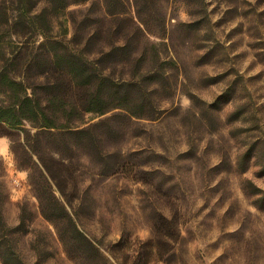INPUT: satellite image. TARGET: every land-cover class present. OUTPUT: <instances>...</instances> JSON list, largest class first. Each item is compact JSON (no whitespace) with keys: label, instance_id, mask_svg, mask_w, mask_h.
Here are the masks:
<instances>
[{"label":"rangeland","instance_id":"1","mask_svg":"<svg viewBox=\"0 0 264 264\" xmlns=\"http://www.w3.org/2000/svg\"><path fill=\"white\" fill-rule=\"evenodd\" d=\"M4 9L18 19L46 10L51 25L46 37L35 21L11 24L1 46L41 59L72 51L130 84L126 108L81 113L70 123L79 134L0 123V264H96L80 259L81 242L63 245L37 194L55 196L109 264L137 253L142 264L149 239L164 249V232L170 264H264V0H73L56 10L0 0ZM45 210L69 229L59 207Z\"/></svg>","mask_w":264,"mask_h":264},{"label":"trees","instance_id":"2","mask_svg":"<svg viewBox=\"0 0 264 264\" xmlns=\"http://www.w3.org/2000/svg\"><path fill=\"white\" fill-rule=\"evenodd\" d=\"M51 9L56 10L65 6L73 0H45ZM106 1V0H105ZM22 7H27L28 0H17ZM108 13V12H107ZM38 24V29L43 36L49 35L47 31L51 25V19H47L46 10L38 13L28 12V14L18 19L8 14V10L0 12V31L6 30L11 24L21 25L26 22ZM1 34V33H0ZM17 35L13 32L10 37ZM11 41H13L11 39ZM57 42V41H54ZM155 47V46H152ZM21 47L11 48L10 45L0 44V123L10 129L23 127L28 123L37 130H61L71 133H82L83 130L71 125L77 122L83 112H104L110 108H126L127 89L124 86L130 83H120L115 81L105 68L99 66L98 62L88 58L79 57L72 51H53L48 56L41 59L36 55L23 57ZM110 54V53H107ZM43 62L47 65V70L39 72L38 77L33 76V68ZM51 74V76L47 75ZM47 75V76H46ZM45 80L42 84L44 92L38 94L36 90L37 79ZM52 77V78H51ZM39 82V81H38ZM72 120V121H71ZM3 133V132H2ZM8 135L6 133H3ZM46 172L50 175V168L42 164ZM62 194V190L59 189ZM1 195V193H0ZM40 204L41 214L50 219L57 230V234L63 245H74V242H81L84 250L81 252L80 259L86 263L95 260L96 264H109L110 259L101 248L81 232L65 207L55 199V196L44 197L37 194ZM48 209L54 210L59 207L64 214V222L69 226L68 230L59 228V221L52 220L46 212ZM3 223V215L0 205V222ZM169 223V222H168ZM1 224V223H0ZM2 229L5 231L6 223ZM164 249L161 252H153L154 239L149 242V257L142 260V264H149L152 260L150 255H158L164 264H170L173 259V251L169 240L170 234H162ZM120 240L118 241V244ZM153 245V246H152ZM153 252V253H152ZM13 253V252H12ZM131 264H139L141 257L137 255L131 259ZM0 262H5L3 254L0 252Z\"/></svg>","mask_w":264,"mask_h":264},{"label":"crops","instance_id":"3","mask_svg":"<svg viewBox=\"0 0 264 264\" xmlns=\"http://www.w3.org/2000/svg\"><path fill=\"white\" fill-rule=\"evenodd\" d=\"M4 149V148H3Z\"/></svg>","mask_w":264,"mask_h":264}]
</instances>
